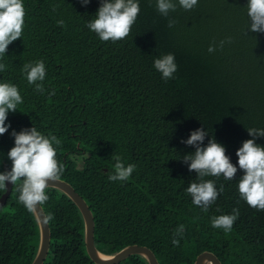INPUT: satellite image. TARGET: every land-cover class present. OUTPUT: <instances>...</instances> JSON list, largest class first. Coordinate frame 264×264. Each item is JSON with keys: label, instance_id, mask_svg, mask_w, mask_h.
I'll return each instance as SVG.
<instances>
[{"label": "trees", "instance_id": "1", "mask_svg": "<svg viewBox=\"0 0 264 264\" xmlns=\"http://www.w3.org/2000/svg\"><path fill=\"white\" fill-rule=\"evenodd\" d=\"M138 2L129 36L114 43L101 41L87 27L100 0L87 5L23 0L22 36L0 60L6 65L0 83L16 85L23 98L17 111L8 113L10 127L0 135V172L4 166L11 170V132L35 127L62 141L60 180L90 211L98 252L112 255L137 245L149 249L158 264H192L203 251L220 264H264V211L240 198L237 185L244 173L236 156L252 139L248 128L264 129V33L246 29L248 0H198L190 11L175 0L177 8L167 17L157 11L156 0ZM169 20L175 21L171 28ZM227 37L232 42L220 48ZM212 44L217 48L209 53ZM169 53L177 71L164 80L153 62ZM36 61L46 68L42 94L22 71ZM198 128L209 132L201 146L214 139L237 167L232 181L222 175L203 178L214 180L217 190L224 186L207 212L186 191L200 178L183 162L195 148L181 141ZM255 143L264 147V137ZM117 155L125 166L136 165L124 182L108 179ZM21 184L11 185L0 208V264H30L36 251L38 231L19 202ZM45 191L49 200L40 207L54 218L47 223L50 239L42 264H92L78 210L59 191ZM233 208L240 214L230 232L212 227L214 217L232 214ZM180 225L184 232L177 237ZM118 264L146 262L133 255Z\"/></svg>", "mask_w": 264, "mask_h": 264}, {"label": "clouds", "instance_id": "2", "mask_svg": "<svg viewBox=\"0 0 264 264\" xmlns=\"http://www.w3.org/2000/svg\"><path fill=\"white\" fill-rule=\"evenodd\" d=\"M82 5H87L89 0H80ZM95 19L87 24L89 30L96 33L101 41L117 42L126 39L134 25L139 12L138 0H100ZM198 0H178V4L186 11L192 10ZM247 30L264 33V0H248ZM157 11L167 17L177 8L175 0H156ZM55 10V9H54ZM25 8L23 0H0V60L5 56L8 46L21 38L24 30ZM61 25L63 21H58ZM175 21L169 20L168 27H173ZM245 29V30H246ZM244 34L246 35V31ZM232 38L227 37L219 42L223 48L225 43H231ZM217 46L212 44L208 48L209 53L216 51ZM154 68L161 73L162 79L174 78L177 71L174 54H166L153 62ZM6 69L4 63H0V72ZM22 71L26 73L29 84L35 85V90L41 94L45 91L43 81L46 76V68L43 61L26 63ZM54 91L50 95H54ZM23 103V98L18 87L11 83H0V135L8 131L10 125L6 124L9 112L17 111L18 105ZM247 132L252 139L242 143L236 151L237 164L243 170V175L238 180V192L250 207L264 211V147L255 143L256 138L264 137V129L248 128ZM14 137V147L8 152V158L12 162L11 170L0 172V190H6V182L11 185L22 180L17 188L19 202L29 211L34 212L49 200L46 189L50 182H57L65 170L64 164L57 159V148L62 141L55 135H44L35 127L22 129L19 133L11 132ZM209 135L208 131L198 128L192 131L187 140L181 142L195 148V152L183 157L189 171H195L199 182L193 181L186 191L192 198V203L207 212L217 197L224 192V186L219 190L214 180H205L204 177L212 176L232 181L237 173L230 158L225 154V148L214 139L209 138L207 146L202 147L203 141ZM55 145V146H54ZM114 174L109 175L110 181H127L136 169L135 164H125L122 158L114 156ZM239 209L233 208L232 214L220 215L212 220V227L230 232L235 221L239 217ZM52 213L43 216L44 224L53 220ZM184 225H180L175 236H182ZM173 245H178L179 240L173 239Z\"/></svg>", "mask_w": 264, "mask_h": 264}, {"label": "water", "instance_id": "3", "mask_svg": "<svg viewBox=\"0 0 264 264\" xmlns=\"http://www.w3.org/2000/svg\"><path fill=\"white\" fill-rule=\"evenodd\" d=\"M4 170L8 171L4 166ZM62 193L78 210L83 226V245L86 256L92 264H118L129 256H139L146 264H158L152 252L144 246L129 245L125 246L112 255H104L98 252L93 244V219L84 201L79 197L72 187L66 182L59 180L50 182L49 187ZM11 190V184L6 182V190L0 194V208L4 205L6 198ZM38 231V243L34 257L30 264H42L49 246L48 225L43 223L44 213L39 207L37 211L31 212ZM192 264H220L219 260L210 252L199 253Z\"/></svg>", "mask_w": 264, "mask_h": 264}, {"label": "rangeland", "instance_id": "4", "mask_svg": "<svg viewBox=\"0 0 264 264\" xmlns=\"http://www.w3.org/2000/svg\"><path fill=\"white\" fill-rule=\"evenodd\" d=\"M79 165V163H77Z\"/></svg>", "mask_w": 264, "mask_h": 264}]
</instances>
